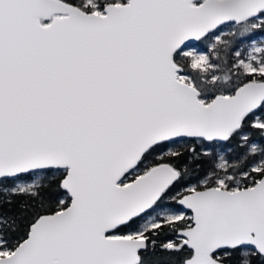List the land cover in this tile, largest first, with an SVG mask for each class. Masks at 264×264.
Segmentation results:
<instances>
[{"label":"snow or ice","instance_id":"obj_1","mask_svg":"<svg viewBox=\"0 0 264 264\" xmlns=\"http://www.w3.org/2000/svg\"><path fill=\"white\" fill-rule=\"evenodd\" d=\"M0 264H264V0H0Z\"/></svg>","mask_w":264,"mask_h":264},{"label":"trees","instance_id":"obj_2","mask_svg":"<svg viewBox=\"0 0 264 264\" xmlns=\"http://www.w3.org/2000/svg\"><path fill=\"white\" fill-rule=\"evenodd\" d=\"M152 259H156V257H153Z\"/></svg>","mask_w":264,"mask_h":264}]
</instances>
